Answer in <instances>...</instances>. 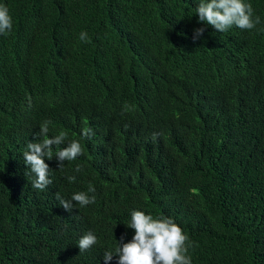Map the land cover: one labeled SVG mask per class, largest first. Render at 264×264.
Listing matches in <instances>:
<instances>
[{"label":"trees","instance_id":"16d2710c","mask_svg":"<svg viewBox=\"0 0 264 264\" xmlns=\"http://www.w3.org/2000/svg\"><path fill=\"white\" fill-rule=\"evenodd\" d=\"M246 2L261 23L218 32L199 0H0V264H117L133 209L181 226L192 264H264V0ZM44 121L83 155L45 158L40 191L22 154ZM90 183L93 204L56 199Z\"/></svg>","mask_w":264,"mask_h":264},{"label":"clouds","instance_id":"9594fccd","mask_svg":"<svg viewBox=\"0 0 264 264\" xmlns=\"http://www.w3.org/2000/svg\"><path fill=\"white\" fill-rule=\"evenodd\" d=\"M199 22L211 25L218 32H227L233 26L241 30H252L261 23L260 17L254 15L252 5L246 0H199L196 6ZM13 29V19L6 5L0 4V34L7 35ZM205 28L194 29L193 40L199 39ZM81 41L88 42L87 32L79 35ZM29 107L31 98H28ZM127 107V106H126ZM7 104H0V120L3 117ZM49 121L40 125L36 136L38 141H30L23 152V161L28 165L30 173L34 176L32 187L43 191L53 183L50 179L51 167L46 163L45 158L58 161V169L63 170L65 162H72L83 155L81 143L75 139H69L68 134L60 131L58 134L49 136ZM92 130L83 128L82 136L91 138ZM158 133H153V140ZM67 143V147H61ZM55 146V152L53 150ZM77 173L82 171L80 165L75 168ZM27 175V174H26ZM69 182H75L76 176L67 177ZM95 187L90 183L87 192L80 191L72 194L70 199H64L57 192L56 199L59 204L68 212H72L74 203L84 208L95 203ZM131 219L126 223L128 228L135 231L132 239L124 242V236L118 240L119 244L115 251L109 247L103 254L105 262H110L117 257V264H192L191 256L188 255L192 243L172 218L166 216H153L144 211L133 209L130 213ZM126 235V234H125ZM96 235L89 231L78 240L80 253L89 250L97 244Z\"/></svg>","mask_w":264,"mask_h":264}]
</instances>
